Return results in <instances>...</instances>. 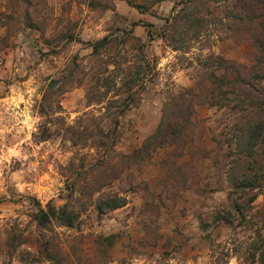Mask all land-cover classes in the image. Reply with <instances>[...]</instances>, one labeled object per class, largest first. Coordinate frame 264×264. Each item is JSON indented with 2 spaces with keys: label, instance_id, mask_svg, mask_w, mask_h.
Returning <instances> with one entry per match:
<instances>
[{
  "label": "rangeland",
  "instance_id": "374dc122",
  "mask_svg": "<svg viewBox=\"0 0 264 264\" xmlns=\"http://www.w3.org/2000/svg\"><path fill=\"white\" fill-rule=\"evenodd\" d=\"M33 1L0 0V264H238L236 254L242 262L249 230L216 216L226 202L214 141L228 116L225 109L198 105L184 146L164 144L130 165L121 160L152 131L162 103L193 86L197 56L212 52L249 61L251 41L230 18H222L225 4L208 1L203 12L211 22L187 51L172 50L156 35L147 41L146 27L134 26V34L146 40L153 75L118 115L113 141L102 150L73 144L64 130L68 124L112 125L100 104L87 105L84 82L54 92L52 106L38 113L49 78L66 72L73 57L88 70L86 41L116 27L143 20L157 31L180 0H159L146 12L126 0ZM26 7L33 16L42 8L41 16L48 18L43 23L37 18L42 30L24 24ZM43 125L51 130L45 139L39 136ZM94 180L102 185L93 197L116 192L125 203L100 214L87 204L72 227L37 226L31 218L36 201L60 204L71 191V203L78 204L82 187ZM263 203L258 194L254 204ZM110 234L109 242L103 237Z\"/></svg>",
  "mask_w": 264,
  "mask_h": 264
},
{
  "label": "trees",
  "instance_id": "16d2710c",
  "mask_svg": "<svg viewBox=\"0 0 264 264\" xmlns=\"http://www.w3.org/2000/svg\"><path fill=\"white\" fill-rule=\"evenodd\" d=\"M22 1L35 4L33 0ZM126 1L139 12H146L159 0ZM208 1L180 0L170 18H166L157 31L151 30L152 23L148 21L133 20L129 27H116L114 31L86 41L92 60L88 70H82L73 57L66 72L49 78L38 102V113L42 115L52 106L54 92L59 95L69 84L84 82L87 105L100 104L101 113L110 117L112 125L106 129L101 126L87 129L86 125L68 124L64 130L73 144H89L102 150L109 148L118 115L137 100L146 81L153 75L154 63L145 54L146 40L134 34V26L146 27L147 41L156 35L172 50L187 51L190 43L199 40L211 22L203 12ZM221 1L225 4L222 18H230L233 26L242 29L251 41L249 61L240 62L212 52L197 56L193 86L183 87L162 103L152 131L130 152L122 153L121 160L130 165L149 158L157 147L164 144L184 146L198 105L225 109L228 116L214 136L219 154L217 166L223 171L226 182V202L216 213L217 220L249 230L242 262L240 255L236 254L238 264H264V203L262 208L254 204L258 194L264 198V0ZM102 7L112 8V5ZM35 11L36 16H33L27 7L24 8L23 22L29 28L42 30V23L48 22V18L41 16L42 8ZM40 16L42 23L37 20ZM77 40L81 39L78 37ZM54 85L56 89H53ZM43 126L39 135L41 139L51 134L49 127ZM94 182L82 187L83 196L76 205L70 201L71 191L60 204L47 201L40 205L36 201L31 218L37 226L54 223L72 227L87 204L100 214L125 203V197L116 192L93 197L102 185L97 180ZM111 237L112 234L103 238L110 242Z\"/></svg>",
  "mask_w": 264,
  "mask_h": 264
}]
</instances>
